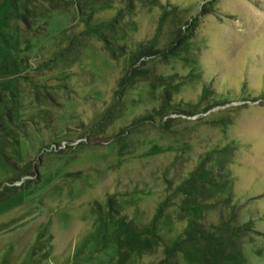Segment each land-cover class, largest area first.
<instances>
[{
	"label": "rangeland",
	"instance_id": "obj_1",
	"mask_svg": "<svg viewBox=\"0 0 264 264\" xmlns=\"http://www.w3.org/2000/svg\"><path fill=\"white\" fill-rule=\"evenodd\" d=\"M0 264H264V0H0Z\"/></svg>",
	"mask_w": 264,
	"mask_h": 264
}]
</instances>
